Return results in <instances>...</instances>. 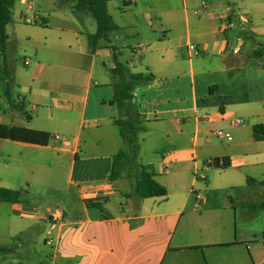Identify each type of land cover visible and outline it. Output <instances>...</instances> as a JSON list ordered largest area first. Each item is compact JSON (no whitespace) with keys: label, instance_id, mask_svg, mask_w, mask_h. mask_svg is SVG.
I'll use <instances>...</instances> for the list:
<instances>
[{"label":"crops","instance_id":"0c3cea01","mask_svg":"<svg viewBox=\"0 0 264 264\" xmlns=\"http://www.w3.org/2000/svg\"><path fill=\"white\" fill-rule=\"evenodd\" d=\"M130 1L128 6L121 1L122 7L114 0L107 2L118 30L89 53L86 38L95 32L88 27L89 15L75 16L62 0H16L19 7L12 9V22L33 28L24 39L34 65L28 83L19 85L35 114L25 113L29 126L1 120L0 125L40 131L49 138L46 145L0 142L38 157L54 151L55 161H65L67 170L65 188L54 199L20 194L17 203L0 202V209H7L9 227L7 236L0 233V246L31 248L40 240L50 247L48 261L34 264H264V226L258 231L254 225L264 210L250 217L244 203L252 201L241 195L243 210L238 215L236 204L229 201L231 186L218 181L231 171L264 173V141H255L251 132L264 121L249 123V131L233 147L213 136L225 123L236 127L232 109L264 113V100L248 96L247 82L237 87L235 75L243 70L235 66L244 42L255 46L264 37V0H249V16L240 12L244 0ZM235 27L239 31L231 39ZM244 31L252 38L245 39ZM122 44L128 49L125 55ZM110 47L130 73L152 75L150 82L134 90L135 106L146 119L144 132L154 126L165 154L146 165L137 159L165 187V197L141 199L125 176L108 180L116 154L117 115L110 104ZM184 50L187 60L182 58ZM193 55L203 57L193 60ZM8 91L6 86L0 96ZM19 106L25 107L24 101ZM54 134L67 142L54 140ZM140 152L138 145L137 157ZM222 158L228 168L203 167L207 159ZM241 176L246 188L254 187L247 183L253 175ZM195 194L202 197L199 203ZM116 196L121 199L113 211L110 204ZM93 199H105L109 218L85 207L84 201ZM56 210L63 218L52 223L49 217ZM29 231L34 235H26ZM36 232L42 234L36 237ZM48 238L51 245L46 244Z\"/></svg>","mask_w":264,"mask_h":264},{"label":"rangeland","instance_id":"374dc122","mask_svg":"<svg viewBox=\"0 0 264 264\" xmlns=\"http://www.w3.org/2000/svg\"><path fill=\"white\" fill-rule=\"evenodd\" d=\"M116 4L122 3L120 0H114ZM70 8L71 3L67 4ZM249 0H244L240 12H246L249 16L248 8L250 7ZM18 5H14L13 10L16 12ZM88 27L91 32L95 31V22L93 18L86 19ZM247 26L246 24H243ZM32 26L28 23L18 24V22H11L6 27V35L8 37V45L5 54L0 53V92L9 86L8 95L5 93L1 94V100H3L2 106L0 105V120L1 122L11 125H21L29 126L26 114L34 117V112L30 110V104L33 102L30 100L27 93H24L20 89L19 84H27L30 79V72L33 68L34 62L30 57V50L26 44L25 37L26 33L30 31ZM249 28V26H247ZM38 30L37 28H34ZM239 28L235 27L232 32L229 33L231 39H235V35L238 34ZM51 33H54L51 31ZM258 45L253 46L251 42L245 41L244 46L241 48L239 56H237L238 64L235 68H242V71L236 72V85L239 87L241 83H246L250 85V90L248 91V96L259 97V99L264 100V54L261 57L251 58L249 55L253 50L259 48L264 49V37L258 40ZM121 55H125L128 52L127 47L122 44L120 45ZM182 58L188 59L186 50L181 52ZM48 57V56H47ZM202 55L197 58L191 56L193 60L202 59ZM28 60V66H24V60ZM121 59V56L120 58ZM122 60V59H121ZM123 62V61H121ZM125 62V61H124ZM201 62V61H200ZM206 65V63H204ZM132 71V69H130ZM3 79L5 81L3 82ZM24 101L25 107L23 110L20 109L19 104ZM41 106V105H39ZM36 107V106H35ZM233 121L241 120L242 123L236 127L230 126V123H225V128L215 129L216 131H222L226 136L231 137V141L226 140L221 141L217 137L214 139L221 141L224 146H234L235 142L241 140L244 132H248L249 123H257L264 121V113L253 112L251 109L236 108L232 109ZM26 113V114H25ZM10 120H13L10 121ZM12 122V123H11ZM146 126L147 122L145 123ZM114 134L116 136V149L115 152L120 150H127L126 144L118 136V128L115 126L113 128ZM138 145L141 147L140 155L138 159L142 161L143 165L148 162H152L155 158H160L161 154H165L162 149H160L161 144L156 139V129L154 126L149 125L146 128V132L139 134ZM56 154L54 151L46 152L42 157H38L36 153L30 150L19 149L13 144H6V142H0V185L8 184L13 186L15 190L19 191L22 196H34L39 199L52 198L57 194V191L65 188L66 183V163L65 161L56 162ZM214 160V159H212ZM215 161V160H214ZM212 167H218L216 165ZM148 168V167H147ZM252 176L255 181H264V173L262 171L256 170L252 172L248 170H237L226 172L218 181L221 184H227L231 186L233 193L229 196V201L232 200L236 206L238 215L241 214L243 206L240 205V196H247L250 201H262L264 200V186L254 185L252 188H246V182L244 183L241 174ZM201 173H197L200 176ZM252 178V179H253ZM198 179V177H197ZM198 181H202L199 180ZM2 187V186H0ZM196 191H200L198 186L195 187ZM200 195V194H199ZM121 198L116 196L112 199L110 208L116 211L118 208V201ZM258 220L254 222L257 225V230L264 226V214ZM7 209H0V233L7 236V231L9 227L5 224L7 222ZM6 220V221H5ZM5 221V222H4ZM20 223H25L22 221ZM41 233L35 234L36 237L41 235ZM26 235H34L33 231H29ZM260 238L263 239L262 233H260ZM10 243V241H6ZM260 244L263 243L260 241ZM17 249H11V253L5 255V257L0 256V264H34L36 262L48 261L47 255L50 250L49 246L43 244L40 240L37 245L31 246H18Z\"/></svg>","mask_w":264,"mask_h":264},{"label":"trees","instance_id":"16d2710c","mask_svg":"<svg viewBox=\"0 0 264 264\" xmlns=\"http://www.w3.org/2000/svg\"><path fill=\"white\" fill-rule=\"evenodd\" d=\"M111 0H62L63 3H71L70 10L75 16L89 15L95 22V32L87 35V48L89 53H94L98 48L99 41L109 42V34L118 28L112 22L111 16L107 10V2ZM124 6L130 4V0H121ZM16 0H0V53L5 54L8 37L6 27L12 22V9ZM245 39L252 38V35L244 31ZM112 51V60L114 67L110 69L112 89V99L110 104L115 107L117 115L113 121L118 128L120 139L126 144L127 150H120L112 157V165L108 180L113 182L125 176L132 184L133 192L141 199L152 197H165L167 191L164 186L157 183L153 174L138 162L137 149L139 134L145 131L146 119L140 115L135 106L134 90L151 81L152 75L146 73H130L126 65L120 63L117 59L116 49L110 47ZM264 49L259 48L250 53L251 58L261 57ZM8 95V94H7ZM23 110L22 106H19ZM24 111V110H23ZM27 116V115H26ZM252 137L255 141H264V123H258L251 128ZM0 138L9 139L23 143L46 145L48 143V134L26 129L22 127H7L0 125ZM215 165L218 166V159ZM222 161L221 168L229 167L226 158ZM132 173H135L132 175ZM249 185L264 186V181L257 182L253 179H247ZM20 192L0 187L1 203H17ZM105 199L85 200L84 205L87 209H96L103 218H109L103 208ZM244 206L250 217L258 211L264 210V200L245 202ZM12 247L0 246V255L10 252Z\"/></svg>","mask_w":264,"mask_h":264},{"label":"built area","instance_id":"2783aa9c","mask_svg":"<svg viewBox=\"0 0 264 264\" xmlns=\"http://www.w3.org/2000/svg\"><path fill=\"white\" fill-rule=\"evenodd\" d=\"M229 26H230V24H228ZM189 50L190 51H194L195 50V47L193 46V45H190L189 47ZM23 65L24 66H27L28 65V61L27 60H24V62H23ZM242 123V121L241 120H234V121H232V125L233 126H237V125H240ZM213 136L214 137H217L218 139H220L221 141H223V140H226L227 142H230L231 141V137L230 136H226L222 131H214L213 132ZM53 139L54 140H58V141H62L63 143H66L67 142V140L66 139H64L61 135H58V134H54L53 135ZM215 165V161L214 160H212V159H207L206 161H204V163H203V167L204 168H210V167H212V166H214ZM218 166H222V161H218ZM201 195H199V194H195V199H196V202L197 203H199L200 202V200H201ZM63 217H62V213H61V211H59V210H56V211H54L51 215H50V217H49V219H50V221L52 222V223H56V222H58V221H61V219H62ZM46 244L47 245H51L52 244V240L50 239V238H48L47 240H46Z\"/></svg>","mask_w":264,"mask_h":264},{"label":"water","instance_id":"95a60500","mask_svg":"<svg viewBox=\"0 0 264 264\" xmlns=\"http://www.w3.org/2000/svg\"><path fill=\"white\" fill-rule=\"evenodd\" d=\"M11 15H12V13H11Z\"/></svg>","mask_w":264,"mask_h":264}]
</instances>
